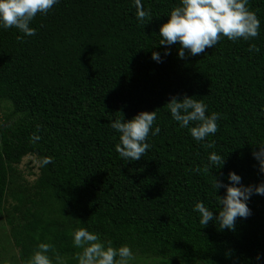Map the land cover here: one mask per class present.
Masks as SVG:
<instances>
[{
  "label": "trees",
  "instance_id": "1",
  "mask_svg": "<svg viewBox=\"0 0 264 264\" xmlns=\"http://www.w3.org/2000/svg\"><path fill=\"white\" fill-rule=\"evenodd\" d=\"M142 3L151 21L137 20L134 0H58L33 19L36 35L23 42L19 30L0 27V227L20 264L40 243L78 264V228L106 245L130 246L140 260L264 264V195L247 201L252 215L237 218L235 231L215 220L200 224L194 210L203 202L218 216L216 194L225 196L226 188L216 193L215 176L229 184L234 171L244 186L264 183L253 156L264 145V0L248 4L260 20L257 38L223 37L200 55L186 50L185 59L179 44L161 45L159 36L180 0ZM252 44L259 51H249ZM185 95L202 100L207 115L220 114L219 130L205 141L165 106ZM155 110L152 131H161L150 134L151 148L138 161L123 160L111 122ZM211 141L215 147L206 149ZM211 152L224 166L195 171L210 163ZM47 157L54 162L43 164ZM25 159L37 164L28 174Z\"/></svg>",
  "mask_w": 264,
  "mask_h": 264
},
{
  "label": "clouds",
  "instance_id": "2",
  "mask_svg": "<svg viewBox=\"0 0 264 264\" xmlns=\"http://www.w3.org/2000/svg\"><path fill=\"white\" fill-rule=\"evenodd\" d=\"M58 0H0V27L4 29L15 28L22 33L17 36L18 42H23L24 36L36 35V29L31 27V22L38 14H47ZM249 0H180V5L175 7L166 23L160 28L159 36L161 45L179 44V57L186 58V50L192 56L205 53L206 48H214L223 37L236 42L240 39L249 41L259 36L260 20L256 13L249 9ZM136 17L140 22L151 21V10H146L142 0H134ZM249 51H259L255 44L250 45ZM170 54L166 51L165 55ZM152 58L161 62V56L153 52ZM167 109L172 118L180 123L181 127H190L191 136L197 141H205L209 136L215 135L219 130L217 121L220 114L212 112L207 115L208 106L194 97L184 96L183 99L173 96L167 102ZM157 119V111H143L133 119L125 122L117 118L111 122V127L120 134L116 151L125 161H138L144 157L151 148L148 139L151 135H158L160 127L153 125ZM33 139H39L33 136ZM204 147L214 148L215 141L205 143ZM253 156L259 162V170L264 173V145L259 151H253ZM52 157L43 160V164L53 163ZM209 164L195 171L207 174L212 166L220 169L225 164V158L216 152L209 154ZM231 183L224 184L216 176L213 188L216 193L220 188H226L225 196L216 199L220 205L218 216L209 210L203 202L195 205V211L200 215V224L207 226L210 221L219 222V228L235 231L237 218H248L252 215L247 201L253 194L264 195V183L259 185L244 186L242 177L234 171L228 174ZM73 243L77 249L75 259L78 264H130L135 259L130 246L123 245L115 248L108 242L101 241L98 234L86 228H78L73 232ZM39 250L35 251L27 264H54L49 253L55 256V264H65L63 258L50 243H40ZM259 260L260 257L258 256Z\"/></svg>",
  "mask_w": 264,
  "mask_h": 264
},
{
  "label": "rangeland",
  "instance_id": "3",
  "mask_svg": "<svg viewBox=\"0 0 264 264\" xmlns=\"http://www.w3.org/2000/svg\"><path fill=\"white\" fill-rule=\"evenodd\" d=\"M2 121L1 118V113H0V122ZM31 159H25L23 162L21 169L28 174L29 168H37V164L35 163H30ZM35 179V177H31V180ZM5 235H8L10 238L8 232L6 229L3 227H0V259L4 262V264H15L17 262L20 264L18 261L19 257V249L14 245V242L12 239L10 240L12 244H9L8 240L6 241L7 237ZM14 256V257H13ZM164 262L160 259H142L140 260L139 258L134 259L130 264H163Z\"/></svg>",
  "mask_w": 264,
  "mask_h": 264
}]
</instances>
